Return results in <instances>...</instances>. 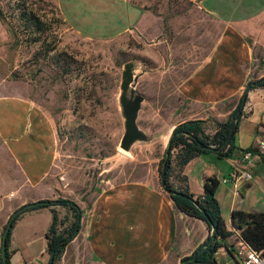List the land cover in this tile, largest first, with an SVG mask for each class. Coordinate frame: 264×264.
<instances>
[{"label": "crops", "instance_id": "crops-1", "mask_svg": "<svg viewBox=\"0 0 264 264\" xmlns=\"http://www.w3.org/2000/svg\"><path fill=\"white\" fill-rule=\"evenodd\" d=\"M180 1L176 5L171 0H56V4L70 29L87 39L112 40L128 33L154 38L166 27L171 57L168 102H181L176 111L172 109L177 117L169 132L181 123L201 121L204 133L211 135L216 124L226 122L242 103L245 87L264 77V37L251 41L237 26L233 10L237 6L230 11L236 0ZM158 2L165 3L164 12L155 9ZM240 111L229 158L215 152L199 154L170 177L173 186L185 187L194 198L202 195L206 178H215V198L228 231L231 212H264V154L257 151L264 142V86L248 92ZM0 144L35 202L64 199L78 208V232L53 264H181L209 235L205 222L176 208L155 171L132 173L135 181L117 182L109 181L108 172H99V183L93 187L86 180L90 177L62 170L65 162L60 159L57 168L54 128L25 98L0 95ZM246 150H253L247 166L251 181L235 196L221 181L242 167L240 155ZM57 216L67 225L74 213L68 210ZM52 217L49 208L19 215L9 238L10 264L49 263L45 233ZM234 235L221 242L214 254L217 264H241L232 248Z\"/></svg>", "mask_w": 264, "mask_h": 264}, {"label": "rangeland", "instance_id": "rangeland-1", "mask_svg": "<svg viewBox=\"0 0 264 264\" xmlns=\"http://www.w3.org/2000/svg\"><path fill=\"white\" fill-rule=\"evenodd\" d=\"M235 6L234 21L248 38L264 37V0H236L230 11ZM155 9L164 12L165 3L158 2ZM0 13V95L25 98L45 114L57 137L56 167L60 159L65 162L62 170L90 177L86 180L93 187L99 183V172H108L110 182L135 181L130 174L147 171L159 177L169 131L177 117L172 109L181 105L179 100L168 102L166 76L171 57L166 27L154 38L128 33L112 40H94L70 29L56 0H0ZM129 61L148 69L135 86L144 99L137 125L155 140L137 143L125 153L119 149L123 128L117 94L122 66ZM0 188L4 189L0 192L1 233L10 210L36 199L1 144ZM54 210L59 216L68 211L58 206Z\"/></svg>", "mask_w": 264, "mask_h": 264}, {"label": "trees", "instance_id": "trees-1", "mask_svg": "<svg viewBox=\"0 0 264 264\" xmlns=\"http://www.w3.org/2000/svg\"><path fill=\"white\" fill-rule=\"evenodd\" d=\"M23 13L25 15V12ZM1 19L2 16L0 13V20ZM28 19H25V21ZM33 26L36 27V30L39 29V26H37L36 23H33ZM262 86H264V82H261L257 85V87ZM241 106L242 103L240 102L236 110L231 114L226 122L216 124L215 131L211 135H206L204 133L203 122L201 121H188L175 126L168 139V155L165 157L164 154L161 160V166L164 162L166 163L164 177L165 189L168 191H175L188 197L185 198L178 195L170 196L176 208L188 217L201 220L206 224L208 222L209 224H207V226L209 232L211 229H213L214 236L210 240L208 247L202 253L198 254L191 264H217L214 254L217 252L218 248H220L221 242L232 236L233 232H238L240 238L244 240L252 249L264 254V212H231L230 225L232 231H228L225 228L220 214V209L215 198V191L218 186V181L215 178H206L203 182L202 195L195 198L190 193H188L185 187L176 188L170 182V177L173 175L175 168L179 169L186 165L195 156L206 153L199 148L198 144L214 146L215 149L221 148L223 146L228 138L229 130L234 117L241 109ZM232 140L233 137L231 138L229 144L222 151L216 153L218 157H230V152L232 151ZM173 152L176 153L175 157H172ZM57 206L64 207L74 213L73 221H71V223L65 225V220L58 219V216L53 209ZM39 208H49L51 209L53 215L52 223L45 233L47 252L50 254V252L54 251L53 264L56 258L62 253L64 248L72 241L78 232L80 214L75 203L64 199H56L54 201H38L35 202V205L26 209L25 211ZM18 217L19 215L12 220L10 230L6 237L5 259L2 261L0 258V264H10L9 238L12 225ZM208 238L209 236L207 239ZM193 253L182 258L180 263L188 264Z\"/></svg>", "mask_w": 264, "mask_h": 264}, {"label": "water", "instance_id": "water-1", "mask_svg": "<svg viewBox=\"0 0 264 264\" xmlns=\"http://www.w3.org/2000/svg\"><path fill=\"white\" fill-rule=\"evenodd\" d=\"M146 72H148V69L145 66H142L138 61H129L122 66L121 77L118 86V94H117V107L119 110V116L122 120V128H123V134L119 143V149L121 151H124L125 153L129 152L130 149L137 143L148 144V143H152L155 140L154 136L147 135L137 125L138 113L140 111L141 104L144 99L140 94L136 92L135 86L138 78L146 74ZM261 82H264V77L255 82L248 84L245 87L242 96V103L246 101L248 92ZM240 116H241V111L239 110L236 116L234 117V120L230 127L228 138L221 148L215 149L214 146H206L203 144H198L199 148L204 152L218 153L222 151L229 144L231 138L233 137L235 126ZM168 151H169V145L167 142L166 150L164 153L165 157H167ZM165 168H166V163L164 162L161 166V171H160V184L162 189L170 196L178 195L181 197L188 198L175 191H168L165 189V181H164ZM33 205H35V203L26 204L16 209L9 216L2 231L1 240H0V258L2 261H4L5 259L6 237L10 230L12 220L16 216L24 212L26 209L31 208ZM207 224L209 223L207 222ZM208 236L209 238L205 240V242L193 253L190 262H188V264H191L195 260L196 256L202 253L208 247L210 240L214 236L213 229H211ZM53 258H54V251L50 252L49 254L48 264H52Z\"/></svg>", "mask_w": 264, "mask_h": 264}, {"label": "built area", "instance_id": "built-area-1", "mask_svg": "<svg viewBox=\"0 0 264 264\" xmlns=\"http://www.w3.org/2000/svg\"><path fill=\"white\" fill-rule=\"evenodd\" d=\"M257 151L264 154V142H260L257 146ZM253 156V150H246L240 155V163L242 167L234 168L228 177L222 179V184L230 185L233 191V195L239 194L241 186L248 184L251 181V174L247 170V166L251 163ZM13 195H10V198ZM234 241L232 248L234 254L241 264H264V254L252 249L244 240L239 236L238 232H234Z\"/></svg>", "mask_w": 264, "mask_h": 264}]
</instances>
